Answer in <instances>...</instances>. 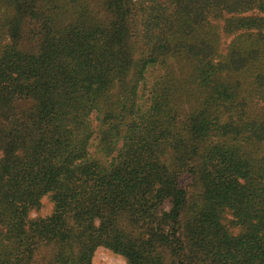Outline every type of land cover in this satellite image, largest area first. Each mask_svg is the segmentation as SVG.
<instances>
[{"label": "trees", "instance_id": "obj_1", "mask_svg": "<svg viewBox=\"0 0 264 264\" xmlns=\"http://www.w3.org/2000/svg\"><path fill=\"white\" fill-rule=\"evenodd\" d=\"M99 247L264 264V0H0V264Z\"/></svg>", "mask_w": 264, "mask_h": 264}, {"label": "rangeland", "instance_id": "obj_2", "mask_svg": "<svg viewBox=\"0 0 264 264\" xmlns=\"http://www.w3.org/2000/svg\"><path fill=\"white\" fill-rule=\"evenodd\" d=\"M233 38L232 34H224L222 51L226 52L227 45ZM54 205L48 195L44 196L41 200V205L39 208L31 211L32 217L47 216L53 211ZM50 258V253L47 248L40 251L37 255V264H44ZM94 264H126V259L121 254H118L111 249L105 247H99L93 258Z\"/></svg>", "mask_w": 264, "mask_h": 264}]
</instances>
